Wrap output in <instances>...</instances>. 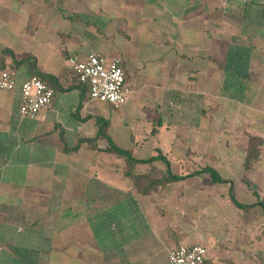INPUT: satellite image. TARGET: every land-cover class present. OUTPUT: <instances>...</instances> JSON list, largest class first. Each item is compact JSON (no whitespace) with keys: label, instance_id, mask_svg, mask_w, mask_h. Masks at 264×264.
Masks as SVG:
<instances>
[{"label":"crops","instance_id":"crops-1","mask_svg":"<svg viewBox=\"0 0 264 264\" xmlns=\"http://www.w3.org/2000/svg\"><path fill=\"white\" fill-rule=\"evenodd\" d=\"M89 53L121 59L123 104L88 100L69 58ZM2 69L0 264H167L192 244L205 264H264V217L239 222L230 200L264 216V0H0ZM30 75L54 91L33 119L18 112ZM230 127L249 137L223 152L209 138ZM108 140L155 157L133 173L164 183L136 188ZM209 159L222 182L191 174ZM227 160L245 175H222Z\"/></svg>","mask_w":264,"mask_h":264},{"label":"built area","instance_id":"built-area-1","mask_svg":"<svg viewBox=\"0 0 264 264\" xmlns=\"http://www.w3.org/2000/svg\"><path fill=\"white\" fill-rule=\"evenodd\" d=\"M69 62L77 81L87 86L88 100L116 106L126 101L129 89L125 85V73L120 58L108 59L101 53H89L84 59L71 57ZM15 86V70H0V90H13ZM20 91L19 115L30 119L36 118L49 105L54 93L36 75H30L23 80ZM205 254L204 245H179L168 250L167 264H205Z\"/></svg>","mask_w":264,"mask_h":264},{"label":"trees","instance_id":"trees-1","mask_svg":"<svg viewBox=\"0 0 264 264\" xmlns=\"http://www.w3.org/2000/svg\"><path fill=\"white\" fill-rule=\"evenodd\" d=\"M86 91L88 92V89H86ZM98 135L104 136L103 131L102 130H98ZM106 150L110 151V152H114V153L118 154L120 157L125 159L126 164H127V168L125 166V174L132 178L133 183H134L136 188L139 187V189L140 188L148 189L149 186H155V185H159L160 183H164L163 181L161 182V180L149 181V178L147 176L142 175V174H134L133 173L132 168H133L134 163H137V162H150V161L154 160L155 157L151 158V159H146V160H137L134 157H132L131 153L128 150H123V149L118 148L111 141H109V146L107 147ZM257 154H258V151H256L255 149L248 150L247 156H246V165H245L246 168L249 166L250 158L254 159L257 156ZM156 158L163 162L164 167H165L163 174L168 177V180L176 181L178 179H182L183 178L182 176L172 175V173L170 171L169 162L165 159V157H163L161 155H158V157H156ZM195 173H207L210 176V180H211L212 183H218V182H222L223 181L220 178L218 172L211 166H204V167L200 168L199 170L194 171L191 174H195ZM230 200L235 206H237V207H239L241 209H247V208L250 207L248 205H245V204H242V203L238 202L233 196L232 197L230 196ZM257 204H259V205H261L263 207V204L260 201H258Z\"/></svg>","mask_w":264,"mask_h":264},{"label":"rangeland","instance_id":"rangeland-1","mask_svg":"<svg viewBox=\"0 0 264 264\" xmlns=\"http://www.w3.org/2000/svg\"><path fill=\"white\" fill-rule=\"evenodd\" d=\"M241 129L242 128L235 129L233 127H230L228 130L215 132V133L211 134V136L209 138V142L220 144L221 145L220 147L222 148L223 152H226V151H228V148L225 146L226 143L240 144L244 140H246L247 137H249L245 133L241 134L240 132H238V130H241ZM232 130H235V131H232ZM258 140L259 139L254 140L252 145L255 146V144L258 142ZM244 161H245V159H244ZM251 163H252V159H250V165H251ZM209 164H212L211 159L204 161V166L209 165ZM213 164L217 165V163H213ZM221 164L223 165V167H220L221 168L220 172L222 173V175H224V171H226V173L228 175H232V177H236L237 175H240L243 177L245 175V171L242 169L243 167H241L240 169H237L236 166L234 167L232 165V161L227 160L225 162H221ZM202 167L203 166H199V168H202ZM126 168H127V164H126ZM253 169L256 170L257 168H253ZM152 170H153L152 172H155V168ZM133 172L150 174V172H147V171L146 172L133 171ZM206 184L208 185L207 182H206ZM218 188L220 189V191H224V190H226L227 185L222 184L221 186H218ZM242 201H246V199H242ZM261 211H262L261 207H259L258 205L254 206V207H250L246 210H238V216L240 217L239 222L244 221V220L259 222L264 217ZM261 228H262V226H259L256 229V232L259 233V235L264 234V230H262Z\"/></svg>","mask_w":264,"mask_h":264}]
</instances>
